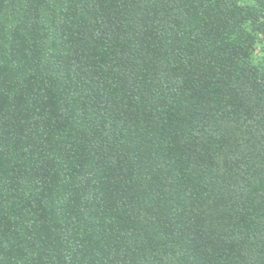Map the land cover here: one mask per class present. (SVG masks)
<instances>
[{
    "label": "trees",
    "instance_id": "16d2710c",
    "mask_svg": "<svg viewBox=\"0 0 264 264\" xmlns=\"http://www.w3.org/2000/svg\"><path fill=\"white\" fill-rule=\"evenodd\" d=\"M0 264H264V0H0Z\"/></svg>",
    "mask_w": 264,
    "mask_h": 264
}]
</instances>
